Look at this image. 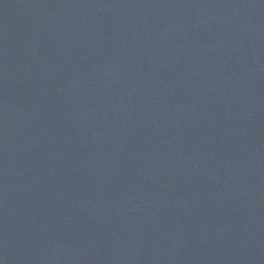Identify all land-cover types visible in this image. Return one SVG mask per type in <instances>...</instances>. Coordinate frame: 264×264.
I'll use <instances>...</instances> for the list:
<instances>
[{"label":"water","instance_id":"95a60500","mask_svg":"<svg viewBox=\"0 0 264 264\" xmlns=\"http://www.w3.org/2000/svg\"><path fill=\"white\" fill-rule=\"evenodd\" d=\"M0 264H264V0H0Z\"/></svg>","mask_w":264,"mask_h":264}]
</instances>
